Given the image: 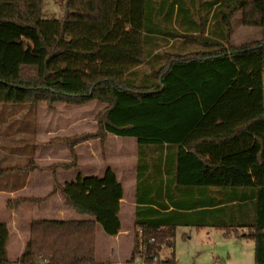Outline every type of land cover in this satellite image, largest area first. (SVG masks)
I'll return each instance as SVG.
<instances>
[{
  "label": "trees",
  "instance_id": "trees-1",
  "mask_svg": "<svg viewBox=\"0 0 264 264\" xmlns=\"http://www.w3.org/2000/svg\"><path fill=\"white\" fill-rule=\"evenodd\" d=\"M198 1L65 0L62 16L46 19L43 0H0V31L15 27L32 42L16 65L2 64L0 56V103L103 105L95 114L94 131L58 139L66 144L70 162L39 166L29 159L0 166V175L75 167L74 145L102 142L108 133L137 139L132 251L124 262L102 264H174L179 224L247 228L254 264H264V0ZM237 10L242 25L260 28L259 39L231 43V17ZM188 39L197 43L187 46ZM177 41L181 45L173 50ZM183 99L202 106L191 109L188 124L178 127V115L160 118L164 105L173 104L170 111L175 112ZM166 121L168 128L161 125ZM163 147L169 157L165 171L175 160L177 182H183V169L196 167L198 177L183 182L188 187L248 191L250 217L197 223L190 212L167 210L161 183L153 187L154 197L140 202L145 150ZM161 155L154 154L156 164ZM57 191L64 206L87 219L32 220L29 239L13 262L6 252L8 227L0 222V264H99L96 226L108 235L120 230L121 183L107 167L100 176L78 173L63 184L55 180L44 197L17 198L7 206L41 203ZM163 248L170 253L161 258Z\"/></svg>",
  "mask_w": 264,
  "mask_h": 264
},
{
  "label": "crops",
  "instance_id": "crops-1",
  "mask_svg": "<svg viewBox=\"0 0 264 264\" xmlns=\"http://www.w3.org/2000/svg\"><path fill=\"white\" fill-rule=\"evenodd\" d=\"M140 80L141 77L139 76L135 78L137 83ZM94 103H96L97 111L103 107L97 101H90L84 105L87 106ZM173 107V104L164 105L160 118H170L171 115H178L176 121L178 122V127L182 128V125L188 124L191 119L185 118L191 113V109L202 106L194 100L183 99L176 107L175 112L170 111ZM70 120L72 121L73 119ZM0 123H4V121ZM169 123V121L161 122V125L163 127L165 124L164 128H168ZM96 126H91L87 131H75L72 130L73 127L67 130L66 126H49L50 128H43L44 130L40 128L41 131L33 133V140L29 141L28 145L24 144L23 138H14L11 136L12 133L10 131H6L3 133V137L0 136V166L13 165V163H9L12 156L23 158V160L33 159L39 166L70 162L71 154L66 144L58 139L76 133L94 131ZM83 146L84 148H82ZM137 146V139L134 136H119L108 133L102 142L100 139H92L74 145L73 149L77 162L75 167L69 169L56 168L54 173L50 170H34L1 174L0 222L5 223L9 231L6 242V252L9 261L13 262L21 255L29 239L32 220L69 221L83 220L87 219V217L76 214L73 210L64 206L59 191L41 203L23 202L17 207L9 208L7 201L17 198H42L52 190L55 180L59 184H63L66 181L73 180L78 173L85 176H100L107 167L114 171L123 188V196L120 199L118 213L120 230L116 235H108L103 232L99 225L96 226L95 261L102 264L108 262L121 263L128 260L133 247L134 209L137 202ZM165 150V147L157 148L156 151L153 148L145 150L144 171L140 175V202L146 203L148 198L154 197L153 187L161 183L163 190L166 191L163 202L166 203L167 210L175 209L190 212L197 223L207 224L220 218L227 221H243L250 217L253 212V204L247 198L248 191L244 189L188 187L190 185L183 182H188L189 179L192 181L194 177H198V168L196 167H188L186 170L182 168L180 179L183 182L179 183L177 178H174L176 173L175 160L170 163L171 168L165 171L164 161L169 158L165 155ZM160 152H162V162L159 165L153 160L154 154L158 156ZM171 152L173 153V150H170L169 153ZM17 164H25V161ZM193 202L198 204L197 207L192 208L193 205L191 204ZM223 207L225 208L222 209ZM178 228L186 229L182 233V237L187 239H190L192 234L199 233L200 230L205 231V235L209 237V235L217 233L213 231L220 229L224 236L234 237L239 241L240 244L234 245H243L242 242L248 245V242H246L248 240L251 242L252 248L254 247V243L245 236L247 228L238 227L228 231L211 225L197 227L195 224H179L175 228V235ZM234 264H238L236 259Z\"/></svg>",
  "mask_w": 264,
  "mask_h": 264
},
{
  "label": "rangeland",
  "instance_id": "rangeland-1",
  "mask_svg": "<svg viewBox=\"0 0 264 264\" xmlns=\"http://www.w3.org/2000/svg\"><path fill=\"white\" fill-rule=\"evenodd\" d=\"M64 1L43 0L41 16L46 19L60 18L64 10ZM194 1L199 2L198 0ZM186 2H189V0H186ZM231 25V42L233 44L256 40L261 36L260 28L242 25L240 10L233 13ZM196 43V40L194 41L192 39L185 41V45L187 46L195 45ZM175 44L177 45L173 50L179 49L181 41H177ZM31 45V40L24 37L17 28L5 27L1 29L0 56L2 57V64L16 65L22 51L30 49ZM152 63L154 62L152 61L150 64ZM98 111L96 103L88 104L87 106L84 104L66 106L62 103H56L51 107H48L44 102L37 105L0 103V122L4 121V123H0V136L3 137L4 132L10 131L12 137H21L23 138L24 144L28 145L29 141L33 140V133L41 131L43 128L66 126L67 130L73 127L72 130L75 131H87L91 126H96L95 114ZM85 115L87 118L86 121ZM70 119L73 120L71 121ZM9 161V163H13L14 165L23 163V161L26 163L28 160L12 156ZM185 230L182 228L176 230L173 249L174 264H234L235 259L238 264H253L254 262L253 248L251 242L248 240L246 241L248 245L244 242H242L243 245H234L240 244L239 241L234 237L224 236V233L220 229L213 231L217 233H213L209 237L205 235V231L200 230L199 233H194L190 239H187L182 237V233ZM169 253V249L163 248L160 251V257H167Z\"/></svg>",
  "mask_w": 264,
  "mask_h": 264
}]
</instances>
